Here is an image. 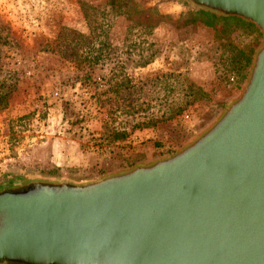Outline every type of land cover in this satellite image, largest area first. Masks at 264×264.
<instances>
[{
  "label": "rangeland",
  "instance_id": "rangeland-1",
  "mask_svg": "<svg viewBox=\"0 0 264 264\" xmlns=\"http://www.w3.org/2000/svg\"><path fill=\"white\" fill-rule=\"evenodd\" d=\"M197 10L185 0H0V192L148 164L211 126L243 91L263 35L243 20L185 24ZM63 29L84 37L76 48L90 68L58 53Z\"/></svg>",
  "mask_w": 264,
  "mask_h": 264
},
{
  "label": "water",
  "instance_id": "water-1",
  "mask_svg": "<svg viewBox=\"0 0 264 264\" xmlns=\"http://www.w3.org/2000/svg\"><path fill=\"white\" fill-rule=\"evenodd\" d=\"M263 35L246 85L179 151L0 192V263L264 264V0H185Z\"/></svg>",
  "mask_w": 264,
  "mask_h": 264
},
{
  "label": "trees",
  "instance_id": "trees-1",
  "mask_svg": "<svg viewBox=\"0 0 264 264\" xmlns=\"http://www.w3.org/2000/svg\"><path fill=\"white\" fill-rule=\"evenodd\" d=\"M123 7H124V15L126 16V18L132 20L131 18V14H130V9H128L127 4L126 3H122ZM188 19H185V24H194L196 22H200L208 27H214L216 26V24H221V27L224 25H237L239 23L241 24H245V22H243L242 20L235 18V17H221L218 16L216 14L204 11V10H197L194 13H190L188 15ZM163 18L162 15L158 16L156 15L155 18L152 19L149 17L148 21L153 22L151 23L152 25H156L158 21H160ZM225 26V27H226ZM75 34V32L70 31L69 29H63L56 41L54 42L55 44V48L58 51V53L67 61H73L75 63H84L85 66H88V68H90V66H92V62L87 61L86 57L81 56L76 48V46H78L79 42H83L84 37H82V35H73ZM73 35V37L76 39V36H78V40L73 42V37L71 36ZM251 63V58L249 57H244L243 58V67H249ZM114 139H124L125 135L121 132H116L114 131Z\"/></svg>",
  "mask_w": 264,
  "mask_h": 264
},
{
  "label": "flooded vegetation",
  "instance_id": "flooded-vegetation-1",
  "mask_svg": "<svg viewBox=\"0 0 264 264\" xmlns=\"http://www.w3.org/2000/svg\"><path fill=\"white\" fill-rule=\"evenodd\" d=\"M24 188H26V187L19 188L18 190H20V189H24Z\"/></svg>",
  "mask_w": 264,
  "mask_h": 264
}]
</instances>
